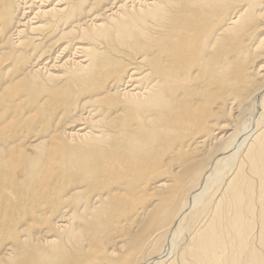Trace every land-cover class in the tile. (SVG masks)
Segmentation results:
<instances>
[{
	"label": "bare ground",
	"instance_id": "obj_1",
	"mask_svg": "<svg viewBox=\"0 0 264 264\" xmlns=\"http://www.w3.org/2000/svg\"><path fill=\"white\" fill-rule=\"evenodd\" d=\"M0 264H264V0H0Z\"/></svg>",
	"mask_w": 264,
	"mask_h": 264
}]
</instances>
